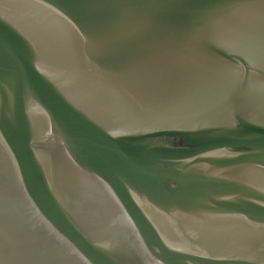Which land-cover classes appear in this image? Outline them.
Here are the masks:
<instances>
[{"label": "water", "instance_id": "water-1", "mask_svg": "<svg viewBox=\"0 0 264 264\" xmlns=\"http://www.w3.org/2000/svg\"><path fill=\"white\" fill-rule=\"evenodd\" d=\"M0 264H264V0H0Z\"/></svg>", "mask_w": 264, "mask_h": 264}]
</instances>
